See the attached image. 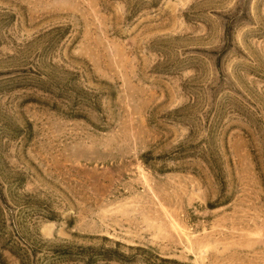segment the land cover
I'll use <instances>...</instances> for the list:
<instances>
[{"label": "rangeland", "instance_id": "374dc122", "mask_svg": "<svg viewBox=\"0 0 264 264\" xmlns=\"http://www.w3.org/2000/svg\"><path fill=\"white\" fill-rule=\"evenodd\" d=\"M0 225L36 264H264V0H0Z\"/></svg>", "mask_w": 264, "mask_h": 264}, {"label": "trees", "instance_id": "16d2710c", "mask_svg": "<svg viewBox=\"0 0 264 264\" xmlns=\"http://www.w3.org/2000/svg\"><path fill=\"white\" fill-rule=\"evenodd\" d=\"M0 233L2 232V227L0 225ZM6 244L0 247L1 250H6L11 256L15 258L18 264H36V252L40 251L44 240L40 238L38 233H27L22 235L15 230L14 238L12 236L8 237ZM97 253L86 254V260L84 264H92L96 260ZM100 259L109 260L110 255L105 254V252L100 253ZM0 264H7L5 260L2 259L0 254Z\"/></svg>", "mask_w": 264, "mask_h": 264}]
</instances>
